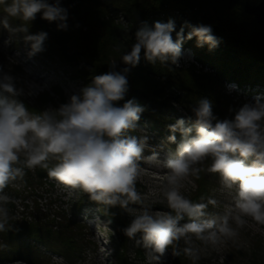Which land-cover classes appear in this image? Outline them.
<instances>
[{"label": "rangeland", "instance_id": "374dc122", "mask_svg": "<svg viewBox=\"0 0 264 264\" xmlns=\"http://www.w3.org/2000/svg\"><path fill=\"white\" fill-rule=\"evenodd\" d=\"M215 1L218 0H203V11L200 13L211 18L219 17L254 35L264 44V31L250 18L235 11L222 10L219 6L215 10ZM11 2L6 1L7 4ZM48 2L54 3V0ZM60 3L68 10V27L61 30L67 44L66 56L61 54L57 43L51 38L50 29L57 22H48L40 15L29 22L18 17H7L12 28L24 27L28 29L27 33L10 32L0 24V65L15 78L16 87L24 90V95L19 99L35 114L68 103L73 94H79L82 88L91 85L95 76L109 71L111 64H116V71L127 67L121 58L136 42L135 34H132L137 27L133 13L120 11L117 16H106L96 0H60ZM149 3L155 6L159 0H150ZM4 8L5 5L0 4V20L7 16ZM172 13L178 12L175 8L166 7L160 14L158 12L144 22L151 27L155 22H161L165 14ZM40 32L47 33L44 50L30 57V43L25 42L24 36ZM201 53L217 58L211 50L192 45L182 46V56L176 64H162L159 61L152 64L144 59L142 51L141 61L127 74L129 90L118 105L122 106L129 99L131 90L137 87L161 89L166 94L189 101L193 106L200 98L207 97L213 101V111L220 119L234 118L236 110L245 103L254 102L256 98L264 103L262 81L240 79L241 72L235 76H225L224 69L203 60L204 54ZM167 65L177 73L166 71ZM87 70L95 74L85 75ZM30 91L32 95L28 94ZM170 105L179 118H191L190 113L177 103L171 102ZM136 131L138 137L149 136L143 155L148 157L156 152L160 161L173 156L181 140L169 142L165 131L152 125L138 124ZM56 162L50 160L49 167ZM140 165L143 171L136 182V190L141 194L142 203L131 206L137 209L135 214H139L143 208L170 211L164 196L169 170L157 160L144 159ZM210 165V159L203 162L200 168L205 171L200 172L199 178L186 177L182 181L181 192L190 199L199 186L208 187L211 182L217 181L209 198L215 200L216 204H208L209 199L203 202L208 204L205 210L207 215L203 219H214L219 224L222 216L230 214L229 225L235 229L236 235L221 237L222 242L213 245L189 234L188 239L181 238L170 246L159 264H176L179 259H185V264H264V224L257 223L251 217H242L246 223L237 227L232 219L236 213L237 188L224 187L218 173L206 171ZM4 194L10 197L7 205L10 227L0 232V260L5 254L17 258L16 262L6 261L4 264H156L142 242L137 243L141 234L138 233L135 238L124 234L123 229L134 218L132 215L119 207H107L92 201L82 191H71L49 177L46 169H25L23 180L9 184ZM203 198L204 193L190 200L201 203ZM24 226L42 243L28 233L17 234ZM173 248L183 252L185 248H191L198 259L173 256Z\"/></svg>", "mask_w": 264, "mask_h": 264}, {"label": "clouds", "instance_id": "9594fccd", "mask_svg": "<svg viewBox=\"0 0 264 264\" xmlns=\"http://www.w3.org/2000/svg\"><path fill=\"white\" fill-rule=\"evenodd\" d=\"M0 4L5 5L7 13L0 24L10 32L27 33L28 29L12 28L7 17L29 22L35 20L38 13L48 22H57L61 30L68 27V10L61 6L60 0L54 3L12 0L10 4L0 0ZM185 26L190 28L187 35L184 26L176 31L171 19L166 23L157 21L151 27L143 23L135 32L136 42L131 50L121 58L127 67L116 71V64H111L109 71L95 76L91 85L73 94L68 103L39 114L30 112L19 99L24 90L16 87L15 78L0 65V232L10 227L7 207L10 197L4 194V189L23 180L25 169L40 167L71 191H82L92 201L119 207L132 215L134 218L123 229L124 234L129 238L141 234L137 243L142 242L156 264L170 246L181 238L188 239L189 234L216 245L222 242L221 237L236 235L229 225L230 214L222 216L219 224L214 219H203L208 204L215 205L216 201L193 203L181 192L182 181L190 175L199 178L205 169L196 165L208 159L211 165L206 171L218 173L224 187L237 188L236 213L232 215L237 227L246 223L242 217L264 224V103L259 98L243 104L232 119L218 118L213 111V101L200 98L192 108L195 115L192 124L181 118L169 125L173 135L168 141L175 143L177 132L181 140L175 154L164 161L158 160L156 152L148 157L143 155L148 135L130 134L138 129L144 106L135 99L118 105L129 90L127 74L139 64L142 51L149 63L176 64L182 56L185 40L195 37L197 47L207 44L210 50L220 42L211 25L186 23ZM46 38L45 32L24 36L25 42L30 43V57L44 50ZM53 159L57 162L49 167ZM144 159L157 160L169 170L164 191L168 212L143 208L135 214L137 209L131 207L142 203L136 182L143 171L140 161ZM185 216L189 222L181 224ZM184 253L198 259L191 248H185ZM172 255L179 256L180 252L173 248Z\"/></svg>", "mask_w": 264, "mask_h": 264}, {"label": "trees", "instance_id": "16d2710c", "mask_svg": "<svg viewBox=\"0 0 264 264\" xmlns=\"http://www.w3.org/2000/svg\"><path fill=\"white\" fill-rule=\"evenodd\" d=\"M7 1V0H6ZM12 1V0H11ZM100 9L106 14V16H117V12L127 11L135 15L134 22L137 24L135 32L141 27L144 21L152 15L164 11L166 7L175 8L176 13L165 14L164 19L161 22H168L169 19L175 22L176 31H179L184 26L185 35L190 31V28L185 26L189 25L205 24L211 25L213 34L219 38V44L212 48L211 51L216 53V57H211L205 53H201L203 60L211 61L218 69H224L225 76H235L238 72H241L240 79H255V82H261L264 84V44L257 40L254 35L246 33L236 26L224 21L223 19L211 18L212 16L200 13L203 11V0H159L155 6L153 3H149L150 0H96ZM158 2V1H156ZM217 6L225 11H235L238 15H242L250 18L254 24L264 31V0H218L213 3V8L216 10ZM200 10L198 11V9ZM213 9V11H214ZM215 12V11H214ZM37 15L42 16L38 13ZM190 15V19H189ZM131 22V19L129 18ZM133 31V30H132ZM51 38L57 43L58 48L61 50V54L66 56L67 44L64 41L61 29L58 28V24L50 29ZM175 38V32L172 34ZM196 46L197 40L193 37L191 40H185L182 46ZM202 49H209V46L205 44ZM201 50V49H200ZM200 58V57H199ZM141 61V60H140ZM152 71V70H151ZM166 71L170 74H176L177 70L172 69L167 65ZM150 72V69H148ZM154 72V71H153ZM85 75H94L95 72L85 71ZM153 74V73H152ZM157 71L155 72V76ZM239 74V73H238ZM246 77V78H245ZM251 82V81H250ZM254 82V83H255ZM129 99H135L140 105L144 106L145 111L141 114L138 124L152 125L161 128L165 133L170 136L173 133L169 129V125L174 124L177 119H181L176 115L171 108V102L177 103L184 111L190 113L191 118L185 119L187 124H192L195 120V115L192 112L194 107L189 101L182 100L173 94H166L165 91L158 88H141L137 87L130 92ZM128 99V100H129ZM131 135L138 136V132L132 131ZM137 134V135H136ZM176 140L181 139L180 133H175ZM203 164V163H202ZM199 164L198 167H201ZM218 183L217 181L211 182L206 186H199L198 190L193 193L191 200H194L197 196L204 193V198L201 203L208 200L211 196L212 189ZM188 221V218H184L181 222ZM28 233L34 238L33 233L29 232V228L26 226L21 227L17 234ZM39 243H42L41 239L34 238ZM180 255L183 258H190L182 250H179ZM15 257H10L5 254L0 260V264L7 262H16ZM185 259L176 260V264H185ZM31 264V262H30Z\"/></svg>", "mask_w": 264, "mask_h": 264}, {"label": "bare ground", "instance_id": "6f19581e", "mask_svg": "<svg viewBox=\"0 0 264 264\" xmlns=\"http://www.w3.org/2000/svg\"><path fill=\"white\" fill-rule=\"evenodd\" d=\"M137 135V134H136Z\"/></svg>", "mask_w": 264, "mask_h": 264}]
</instances>
